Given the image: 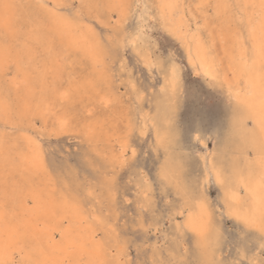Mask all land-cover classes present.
<instances>
[{
  "label": "rangeland",
  "instance_id": "obj_1",
  "mask_svg": "<svg viewBox=\"0 0 264 264\" xmlns=\"http://www.w3.org/2000/svg\"><path fill=\"white\" fill-rule=\"evenodd\" d=\"M57 1V6L53 4L52 0H45V3L49 8L53 7L70 20L78 19L81 26L92 28L94 37L104 50L105 58L103 57V59L106 62L103 65L102 59L95 65L98 70L103 66L99 71L100 74L104 72L103 75L106 78H103L102 74L100 77L88 78V69L86 68L89 59L82 60L79 53L76 55V52L71 50L63 55L62 63L66 61L61 65L59 81L63 84V90L71 89L74 94L72 93L69 100H61L58 104L52 105L49 110H46V116L28 114L26 118L19 117L16 105H13V101L16 102L14 92L20 83L16 84L12 81L11 73L4 78L3 83H0V94L3 97L7 95V101H10L9 109L12 111L10 115L0 113L3 114L2 117L0 115V144L3 142L0 146L2 163L0 164V204L4 205L7 214L10 216L19 214V206L12 204L11 196L8 197L4 190L9 192L12 188H18L22 192H29L30 185H32L34 188H38V191L42 193V199L46 202L50 198L59 201L67 196L78 205L82 213L83 226L92 228L93 235H95L92 239L105 248L107 264H123L125 260L134 261L135 264H213L214 261L224 257L239 259L238 249L245 251L244 245H246L248 257H252L254 253L257 260L264 258L260 249V244L264 242L261 240V234L253 230L250 235L244 236L241 222L235 218L237 216L229 215L231 212L226 194L229 188L236 186L238 175L257 170L258 153L262 147L257 138V127L249 115L248 107L235 96V85L242 86L243 78L237 74L232 65L231 58L234 56L235 48L233 38H225V41L222 42L226 31L232 30L236 32V36L242 35L241 39L246 48H250L251 43L245 28H241V22L244 20L241 7H238L242 5L241 0H182L184 8L182 12L184 13L175 14L177 18L183 15L182 19L187 20L185 22L186 20L181 19L183 21H181L180 27L182 33H177L172 28L176 32H171L165 17L160 12L159 0H129L127 9L129 12L127 11V16L124 19H120L115 10L114 12L111 10L110 13L109 10H106V13L97 17L98 13L95 7L97 4H101L100 0ZM20 2L19 4H22L26 0H20ZM225 3L233 5V7L228 9L216 7L218 4ZM231 15L232 19H230ZM106 19H109L108 24L105 22ZM183 24L188 30L182 27ZM195 29L200 30L206 43L214 67V76L205 74L199 64L189 57L187 44L181 36H184V32ZM22 30H24L23 27ZM135 34L140 35L146 49L148 41L154 42L157 38L164 39L165 47L180 68V86L175 95L170 92L171 90L161 91L165 86V81L158 69L156 73L151 74L153 76L151 83L155 86L156 92L148 100L146 106L144 101L136 99L135 93L123 82L127 77L124 75L121 61L123 60L124 64L130 66L139 59L136 49L128 47L125 50V42H123L130 35ZM24 40L28 42L27 38ZM21 43L22 39L16 42V47H19ZM117 48L120 49L119 56L114 54ZM41 52L42 50L38 51V58L44 55V52ZM235 56L237 57L236 54ZM75 58L77 59L75 60ZM141 67L142 65L138 66L137 75L141 78L149 76L150 73L147 70L141 71ZM72 69L75 70L72 71ZM73 72L76 73L73 75ZM231 76H234V80L230 78ZM53 78V71L50 69L47 74L48 82ZM88 79L92 80L93 86L86 85L87 88H81V85L87 83ZM77 88L79 94L75 93ZM109 91L114 94L119 93L123 99L119 104L106 109L105 115L101 119H106L107 123L96 131L91 141V148L100 161L105 160L119 148V140L130 121L138 126V131L142 129L145 132L142 139L146 140L149 145L156 141L158 136L161 141L170 140V143H165L158 152L153 153V157L149 160V167L152 168V174H155L162 165L167 164L174 173L175 183L169 186L172 193L169 198L173 200L172 210L167 215H159L150 232L136 230L134 233L135 243L130 247L121 243V237L125 233L133 234L131 229L124 227L123 218L119 220L114 218L103 225L100 222L107 215V209L103 208L104 201L99 189L94 185L91 188L85 187V182L92 180L91 170L89 172L81 171L80 175L76 176L67 168H61L62 161L66 159L75 165L88 145L82 144L80 154H77L76 141L61 137L59 144L64 145V150H57V140L52 134L54 123L60 114L69 109L79 113L96 112L99 101L103 99L101 96L105 97ZM194 119L195 123H193ZM194 128L199 129L202 142L193 138ZM3 132L6 134L4 135ZM23 132H30L29 134L40 144L44 168H41L40 165L20 168L10 166L9 162L5 165L3 159L7 152L12 159L27 146V139ZM173 136L174 139H172ZM69 145L73 152L70 159L64 154ZM215 167L220 168L223 183L219 184L214 179L216 175L213 168ZM210 170H213V173ZM28 172H31L30 176ZM214 175L215 177H213ZM27 177L30 179L27 180ZM206 177H210L207 188L208 200L206 201L210 212V228L206 235L201 236L190 229L184 219L189 212L187 210L193 208L201 199L199 193L204 189ZM128 188L129 192L134 195L133 185L130 184ZM177 188L180 189L179 192ZM89 191H91V195H87ZM239 191L241 203H247L249 201L248 193L244 188ZM55 204L58 205L57 202ZM44 214L45 217L42 215V219H50L51 227L49 226L48 229L56 232L55 237L59 241L61 234L53 223V215ZM54 216L63 226L70 225L69 215L67 218L60 217V215ZM94 217L97 219H92ZM54 225L56 229H53ZM40 228H43V223ZM20 229L26 234L29 246L36 252L37 236L29 231L25 232L22 227ZM118 233L120 236L117 235ZM109 234L111 235L109 236ZM115 239L117 241H114ZM213 258L214 260L211 261Z\"/></svg>",
  "mask_w": 264,
  "mask_h": 264
},
{
  "label": "bare ground",
  "instance_id": "obj_2",
  "mask_svg": "<svg viewBox=\"0 0 264 264\" xmlns=\"http://www.w3.org/2000/svg\"><path fill=\"white\" fill-rule=\"evenodd\" d=\"M14 2L20 6L17 11L20 17V22L24 30H21L19 36L17 37V41L22 39V43L19 45V47H16L17 56L14 57V58H18L21 61V66L19 67L18 70L14 68L11 72L12 81L16 84L20 83V86L15 89L16 92H14L15 97H16V102L13 101L14 103L13 102L12 103L13 105L14 104L16 105V111L17 113H19L20 115L19 117L21 118H26L28 114H42L43 116H46L47 114L46 110H49L52 105L58 104L61 100H64L60 94L66 90H63V84L59 81V78L61 77V72H60L61 65L66 61L65 60L62 63V59H64L63 55H66L67 52L74 50L76 52V55L77 53L80 54L82 60L84 58L85 59L88 58L89 63L87 64L88 66L86 68L88 69V78L100 77V75L101 74L103 75L104 73V72H101L100 74V71H99V70H102L103 66L100 67L101 69L98 70L95 64H97V62L102 61L104 57L103 56L104 50L102 46L99 44V42L97 41V39L94 37V33L91 27L87 26L85 28V26L84 27L81 26L80 21L78 19L75 21L70 20L66 16L60 14L53 7L49 8V6L45 3V0H26V2L25 3L22 2V4H19L21 3L20 0H14ZM52 2L54 5L56 6L58 5L57 0H52ZM100 2L101 4H97L95 7L98 13L97 17L98 15H101V14L103 15V13H106L107 12L106 10H109L108 11L109 13L111 10H113V12L115 10L120 19L126 18L127 11H128L127 9H128V5L130 2L129 0H100ZM241 2H242V5L251 4V3L258 5L260 0H241ZM115 5H122V7L116 8L114 7ZM159 6H160L159 8L160 12L165 17L168 23L167 24L168 27L170 29L172 28L176 30L177 33L178 32L182 33L183 31L181 30L180 27H181V21L183 20L182 19L183 15L181 17L178 16V18L177 16H175V14L180 15V13L184 10L183 5H182V0H159ZM190 8H187V9H190ZM241 11H242V17L244 18V20L241 22L242 24L241 28L242 27L245 28L247 37L249 38L250 43H251L250 48L249 49L246 48L244 41L241 39L242 35L236 36V32L232 30L226 31L225 37L222 38V42L225 41L224 40L225 38L226 39L233 38V43H234L235 48L233 51L234 56L231 58V60L233 61L232 65L234 66V69L237 71V74L242 76L243 78L242 86L238 84L235 85V96L239 98L241 101H243L244 104L248 107L249 115L251 116V118L253 119V122L255 123L257 127V138L259 142L262 144V147L259 149V153H258L257 170L248 171L245 174L242 173L238 175L236 186L229 188L228 192L226 191L227 192L226 194H227V199H228L231 214H234L236 216L258 219L262 214H264V127H262L261 125V111H262V106H264V55L261 54L260 46H259V34L261 30V25L264 24V18L261 17L260 9L258 7L255 9L241 7ZM231 17L232 15L230 16V19H232ZM106 20L107 21L105 22L107 23L109 19H106ZM185 20L186 19H184L183 21ZM185 22H187V20ZM185 24H183L184 26L182 25V27L185 28ZM188 26L190 27V25ZM172 29H171V32L173 31ZM185 29L188 30V28H185ZM252 29H255V31L254 32L251 31ZM176 31H173V32H176ZM183 35L184 36H181V35L180 36L183 37L182 39H185V42L187 44L186 48H188L187 50H188L190 59L192 61L197 62L205 74L209 76H214L215 74L213 71L214 67L212 66L211 58L209 57L207 46L201 35L200 30L195 29L193 31L184 32ZM24 38H27L28 42H26ZM123 42H125V40ZM39 50H42V52H44V55L41 58H38L37 56V53ZM235 54L237 55V57L235 56ZM219 57L221 56L219 55ZM76 59L77 58H75V60ZM38 62L40 63L38 64ZM103 62H104V59H103ZM105 63L106 62H104L103 65ZM50 69L52 70L58 69V71H55V72L53 71L54 78L50 82H48L47 74ZM73 70L75 69H72V71ZM74 73L76 72H73V75ZM5 77L6 76L3 73H0V83H3ZM233 77L234 76H231L230 78L233 79ZM103 78H106V77L104 76ZM107 81L109 82V78ZM86 85L88 87H92L93 86L92 80L88 79L87 83L81 85V88H87ZM67 90H71V89H67ZM75 93L76 94L80 93L78 91V88L75 91ZM0 98H4L7 100V95L3 97L0 94ZM101 98H104V96H101ZM9 103L10 101L8 102V104ZM11 112L12 111H10V109L5 110V111H0V113H7L8 115H10ZM16 119L18 120V118ZM29 133L23 132V134H25V137L27 139V143H26L27 146L20 151V154H16L12 159H10L9 153L7 152L3 161H5V158H7L10 166H16L20 168L35 167L39 165L42 168L44 166V164H42V156H41L42 150L40 149L41 146L40 144L37 143V141ZM9 134H10V131H9ZM98 136L100 135L98 134ZM3 150L5 151L6 149H3ZM0 164H2L1 160H0ZM213 169H214L215 175L217 173H220L221 175V172L219 170L220 168L218 169L217 167H215ZM210 171L213 173V170H210ZM28 175L30 176L31 172H28ZM215 175L213 177H215ZM29 179L30 178L27 177V180ZM241 188H244L249 196V201L245 204L241 203L242 201L240 198L241 193L239 191ZM4 191L6 192V194H8V197L11 196L12 198L11 201H13L12 204L14 205L17 204L19 206V211H20V212L18 211L19 214L17 215L10 216L8 214V220L14 226H17L19 228L22 227V229L25 232L29 231L33 235L37 236L36 243L38 245L36 248V255H39L40 249H43L46 253H51L53 249H58L62 247L63 246L62 242L63 244H66L67 240L69 238H72V239H76V240H79L85 243L88 246L87 250L89 252H93V258L107 261L105 257V250H104L105 248H103V246L99 242H95L92 239L95 236L93 235L94 230L92 228H89L88 226H85V225L83 226L81 222L82 220L81 210L78 207V205L74 203L73 200H71V198H68L67 196H65L61 198V200L59 201H55V199L53 200L50 198L46 202L45 200L42 199V193L38 191V188H34L32 185H30L29 192H22L18 188L17 189L12 188L9 192H7L6 190ZM29 198H31V200H29ZM56 202L58 203V205L55 204ZM187 211L189 212L186 218L184 219L186 221V225L190 229L197 232L199 235L201 236L206 235L210 228V212H209L206 202L200 199L193 208ZM44 213L46 214L49 213L53 215L54 217V219H52L53 223L56 225L57 229H59L58 231L61 234V238L59 241L56 240V237H55L56 232L50 231L48 229L49 226L51 227L50 221H49L50 219H46V220L42 219V215H44L45 217ZM54 215H60V217L64 216L65 218H67V215H69L70 225L66 227L63 226V224H61L59 219ZM92 219H97V218L94 217ZM41 223H43V228H40ZM55 225L53 226V229H56ZM110 235L111 234H109V236ZM114 241H117V240L115 239ZM200 243H202V241ZM200 245L202 246L203 244H200ZM204 245H205V242H204ZM97 249H99V251H96ZM69 257L72 259L79 258L77 256H69ZM52 258L59 259V258H62V256L59 253H56ZM213 260L214 258L211 261Z\"/></svg>",
  "mask_w": 264,
  "mask_h": 264
},
{
  "label": "snow or ice",
  "instance_id": "obj_3",
  "mask_svg": "<svg viewBox=\"0 0 264 264\" xmlns=\"http://www.w3.org/2000/svg\"><path fill=\"white\" fill-rule=\"evenodd\" d=\"M19 7L14 0H0V73L5 76H9L14 68L18 70L21 66V61L14 58L17 56V37L23 27L17 11ZM114 7L120 8L122 5H115ZM216 7L228 9L233 5L225 3L218 4ZM238 7L250 9L258 7L261 17L264 18V0H260L258 5L251 3ZM251 31L254 32L255 29ZM259 46L261 54L264 55V24L261 25ZM128 47L136 49V55L139 59L130 66L124 64L123 60L121 61L124 75L127 77L126 81L123 82L135 93L136 99L144 101L146 106L148 100L153 97L156 88L151 83L153 78L151 74L156 73L157 69L165 81V86L161 91L171 90L172 94L175 95L180 86V68L165 47L164 39L157 38L154 42L148 41L147 49H145L139 34L130 35L124 44L125 50ZM114 54L119 56L121 54L120 49L117 48ZM141 65V71L147 70L150 73L149 76L141 78L137 75V68ZM52 71L55 72L58 69ZM60 95L64 100H69L72 93L69 90ZM121 99L123 97L119 93L113 94L109 91L99 101L96 112L79 113L69 109L57 117L52 134L57 140V150H64V145L59 144L61 137L76 141L77 154H80L82 144L88 145L75 165L66 159L62 161L61 168H67L76 176H79L81 171L89 172L91 170L92 180L86 181L85 187L91 188L94 185L95 188L99 189L104 201L103 208L107 209V215L100 222L106 223L114 218L116 220L123 218L124 227L131 229L133 234L125 233L121 237V243L130 247L135 243L134 233L136 230L150 232L159 215H167L171 212L173 200L169 198L172 195L169 186L173 185L175 181L174 173L167 164L162 165L155 174H152V168L149 167V160L153 157V153L158 152L165 143H170V140L161 141L158 136L157 140L149 145L146 140L142 139L145 132L142 129L138 131V126L131 121L119 140V148L105 160L97 159L96 154L91 149V141L96 131L107 123L106 119H101L104 117L106 109L119 104ZM9 107L8 101L0 98V111L8 110ZM195 122L194 119L193 123ZM169 123L171 124L172 121L170 120ZM261 125L264 127V106H262L261 111ZM193 132V138L202 142L199 129L194 128ZM174 138L173 136L172 139ZM165 150L167 151V148ZM64 154L69 159L72 157L71 145ZM4 163L7 165V158H5ZM209 180L210 177L205 178L204 189L199 193L205 202L208 200ZM215 180L217 183H223L220 173L216 174ZM130 184L135 189L134 195L129 192L128 186ZM177 191L179 192L180 189L177 188ZM91 194V191L87 193V195ZM130 195L131 198H129ZM236 219L241 222L244 236L250 235L254 230L261 234V240L264 241V214L258 219L242 216H237ZM117 235L120 236L119 233ZM62 245L58 249H53L51 253H46L40 249L39 255H36L35 250L27 242L26 234L8 220L7 211L4 205L0 204V264H107L104 260L93 258V252H89L88 246L79 240L69 238L67 243L63 244L62 242ZM244 249L245 251L238 249L239 259L224 257L214 261L213 264H264V258L257 260L254 253L252 257H248L246 245H244ZM260 249L264 254V242L260 244ZM56 253H59L62 258H52ZM69 256L79 258L69 259ZM123 264H135V262L125 260Z\"/></svg>",
  "mask_w": 264,
  "mask_h": 264
}]
</instances>
